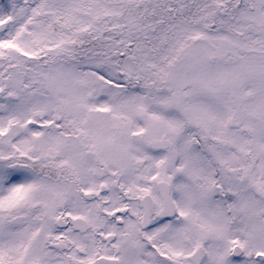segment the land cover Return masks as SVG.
<instances>
[{"label":"snow or ice","instance_id":"6c2138e0","mask_svg":"<svg viewBox=\"0 0 264 264\" xmlns=\"http://www.w3.org/2000/svg\"><path fill=\"white\" fill-rule=\"evenodd\" d=\"M0 264H264V0H0Z\"/></svg>","mask_w":264,"mask_h":264}]
</instances>
